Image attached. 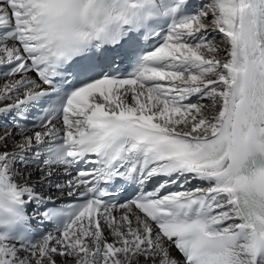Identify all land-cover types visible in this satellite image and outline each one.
Listing matches in <instances>:
<instances>
[{
  "label": "snow or ice",
  "instance_id": "6c2138e0",
  "mask_svg": "<svg viewBox=\"0 0 264 264\" xmlns=\"http://www.w3.org/2000/svg\"><path fill=\"white\" fill-rule=\"evenodd\" d=\"M0 264H264V0H0Z\"/></svg>",
  "mask_w": 264,
  "mask_h": 264
},
{
  "label": "bare ground",
  "instance_id": "6f19581e",
  "mask_svg": "<svg viewBox=\"0 0 264 264\" xmlns=\"http://www.w3.org/2000/svg\"><path fill=\"white\" fill-rule=\"evenodd\" d=\"M197 1H200V0H197Z\"/></svg>",
  "mask_w": 264,
  "mask_h": 264
}]
</instances>
